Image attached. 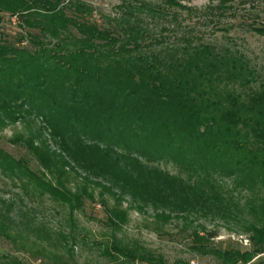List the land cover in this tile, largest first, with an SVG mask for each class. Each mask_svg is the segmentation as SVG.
<instances>
[{
  "label": "trees",
  "instance_id": "16d2710c",
  "mask_svg": "<svg viewBox=\"0 0 264 264\" xmlns=\"http://www.w3.org/2000/svg\"><path fill=\"white\" fill-rule=\"evenodd\" d=\"M169 16L122 12L105 25L80 0H0V130L23 124L9 142L41 167L0 148V173L68 208L71 222L98 198L114 231L130 211L183 221L204 254L219 235L206 222L222 223L251 248L213 249L219 264H264V79L242 54L191 36L158 48L169 40L147 22ZM12 225L52 241L0 211V237L16 241ZM56 235L76 244L73 232ZM103 253L167 264L117 236ZM0 264L23 262L0 254Z\"/></svg>",
  "mask_w": 264,
  "mask_h": 264
},
{
  "label": "rangeland",
  "instance_id": "374dc122",
  "mask_svg": "<svg viewBox=\"0 0 264 264\" xmlns=\"http://www.w3.org/2000/svg\"><path fill=\"white\" fill-rule=\"evenodd\" d=\"M80 1L94 8L96 20L105 25L122 12H169L167 18L147 22L169 40L163 41L158 48L174 42V34L179 38L191 36L196 42L242 54L264 79V0H175L173 4H167L165 0ZM144 17L148 20L146 15ZM19 132H27L23 124L0 130V148L16 159H26L31 170L40 174V165L27 150L9 142ZM164 167L173 174L177 173L172 166ZM75 185L73 181L71 186ZM127 206L125 203L124 208ZM10 207L17 222H30L33 228H45L52 236V241H43L38 238L39 232L32 233L25 226L12 225L10 234L16 241L0 237V254L21 260L23 264H120L122 259L114 261L103 253L104 245L110 246L114 236L124 244L140 243L162 256L167 264H219L213 249L244 251L251 248L248 236L239 233L238 229L232 231L222 223L206 222V229L217 231L219 235L207 244L205 252L210 253L204 254L193 249L198 244L183 221L157 225L151 210L146 213L130 211L128 224L122 230L114 231L106 224V210L99 198L95 203L87 201L71 222L68 208L48 195H41L32 185H15L0 173V211L6 212ZM61 231L65 235L73 232L76 244L69 242L68 248L59 246L56 233Z\"/></svg>",
  "mask_w": 264,
  "mask_h": 264
}]
</instances>
